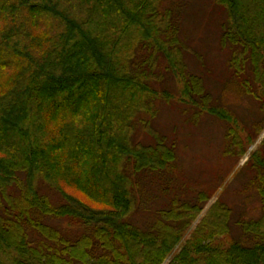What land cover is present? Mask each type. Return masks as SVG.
Instances as JSON below:
<instances>
[{
    "label": "trees",
    "instance_id": "obj_1",
    "mask_svg": "<svg viewBox=\"0 0 264 264\" xmlns=\"http://www.w3.org/2000/svg\"><path fill=\"white\" fill-rule=\"evenodd\" d=\"M166 1L0 0V264H164L177 247L168 264H264V141L245 164L257 213L233 222L218 200L186 239L210 199L199 192L170 197L146 228L131 219L144 175L165 178L177 162L176 141L149 118L159 100L225 121L227 152L246 150L239 117L187 70L180 11ZM214 2L262 130L264 0Z\"/></svg>",
    "mask_w": 264,
    "mask_h": 264
},
{
    "label": "rangeland",
    "instance_id": "obj_2",
    "mask_svg": "<svg viewBox=\"0 0 264 264\" xmlns=\"http://www.w3.org/2000/svg\"><path fill=\"white\" fill-rule=\"evenodd\" d=\"M173 3L180 11L187 70L204 78L214 104L230 109L239 117L240 134L246 141L244 154L233 155L227 152L228 123L206 113L197 115L195 109L174 100L157 102L155 118H149L155 128L168 139L176 141L177 162L170 172L172 174H166L165 178L159 174L144 175L139 195L140 208L131 219L146 228L156 218L157 210L170 201V197L190 200L201 192L210 196V199L188 230L185 236L187 239L218 200L234 208L233 222L249 207L250 214L258 212V196L255 189L250 187L252 166L245 164L261 147L264 128L257 130L254 127L262 115L259 105L241 88V78L235 77L229 67V50L221 43V24L226 19V12L217 8L214 0H167L164 7H172ZM161 61L163 65L164 62ZM159 71L165 74V80L160 86L177 93V82L167 77L168 73L164 68ZM249 131L254 138L251 142L247 138ZM143 132L140 128V139L152 141ZM167 178L173 182L171 188L164 181ZM245 189L248 191H244ZM232 233L239 236L240 229L237 225H232ZM178 248L164 264L170 262Z\"/></svg>",
    "mask_w": 264,
    "mask_h": 264
}]
</instances>
